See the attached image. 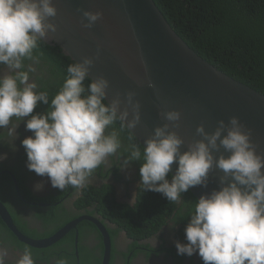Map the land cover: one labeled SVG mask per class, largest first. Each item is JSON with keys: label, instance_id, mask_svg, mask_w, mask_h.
<instances>
[{"label": "clouds", "instance_id": "9594fccd", "mask_svg": "<svg viewBox=\"0 0 264 264\" xmlns=\"http://www.w3.org/2000/svg\"><path fill=\"white\" fill-rule=\"evenodd\" d=\"M56 15L53 0H0V65L6 68L0 74V129H6L15 151L17 128L25 122L26 130L33 133L21 141L29 171L47 176L59 190H82L95 170L122 148L119 134L109 129L117 119L122 126L136 128L141 122V104L133 91L123 98L117 93L106 103L109 81L102 76L85 88L89 71L99 59L98 48L95 57L68 65L67 76L49 105V92L39 90L36 82L42 55L38 46L57 31L54 23L47 22ZM82 15L87 21L82 22L83 27L91 29L103 13L83 11ZM148 87L155 85L148 81ZM38 103L49 105L50 110L33 114ZM160 114L167 123L154 129L144 141L142 153L134 146L121 165L143 161L142 191L157 192L170 203H178L190 188L207 187L214 168L223 173L220 189L196 201L185 228L187 243H175L177 254L191 257L198 253L203 264H264V154L257 153L251 131L236 116L227 123L218 121L211 133L201 124L196 128L201 139L181 152L185 142L171 130L179 127L181 113L170 110ZM221 149L229 155L217 157L215 153ZM6 158V154L0 155V161ZM174 163L178 167L169 180ZM8 256V247L0 241V264H6ZM15 264H35L30 249L25 248Z\"/></svg>", "mask_w": 264, "mask_h": 264}, {"label": "water", "instance_id": "95a60500", "mask_svg": "<svg viewBox=\"0 0 264 264\" xmlns=\"http://www.w3.org/2000/svg\"><path fill=\"white\" fill-rule=\"evenodd\" d=\"M53 5L57 15L47 22L54 23L57 31L50 33L51 39L43 41L50 46L58 45L74 62L95 57L99 48V59L94 61L89 79L102 76L109 81L106 102H111L117 93L121 98L129 91L136 93L135 99L141 104V122L134 129L125 126L143 147L154 129L167 123L160 113L176 110L181 113V119L179 127L171 130L185 142L181 152L187 151L189 143L201 139L196 134L201 124L211 133L218 121L227 123L236 116L251 131V142L257 153L264 154V94L202 58L173 29L154 0H53ZM83 11H99L103 16L88 29L83 27L87 23ZM148 81L155 88L148 87ZM221 153L225 157L229 155L223 149L215 155L218 157ZM177 167L174 163L169 174L173 176ZM222 175L214 168L207 187L197 186L189 191L197 200L218 191ZM0 218L21 243L37 250L50 248L77 230L82 222H91L103 235L102 264H110L111 239L96 217L81 216L51 238L42 240L24 236L1 201ZM78 239L77 232L76 246Z\"/></svg>", "mask_w": 264, "mask_h": 264}, {"label": "trees", "instance_id": "16d2710c", "mask_svg": "<svg viewBox=\"0 0 264 264\" xmlns=\"http://www.w3.org/2000/svg\"><path fill=\"white\" fill-rule=\"evenodd\" d=\"M154 1L178 35L202 58L234 79L264 94V0ZM38 54L42 55L40 64L37 66L36 82L39 90L49 92L50 105L51 97L57 93L67 76L66 68L75 62L67 57L58 45L50 46L43 40L39 42ZM91 81V79L85 80L86 89ZM49 105L38 103L33 114H45L50 110ZM112 130L119 134V138L127 150L131 151L134 146H138L141 153L143 152V146L125 125L122 126L119 119L109 129V131ZM127 150L124 151L125 155H127ZM15 172L17 175L20 170L15 169ZM171 177L172 175L169 174L168 179L171 180ZM5 178L10 181L7 175L0 176V191ZM18 182L19 189L24 195L26 189L22 183L23 178L19 179L18 177ZM12 189L14 190L13 184ZM69 189L73 188L69 187ZM62 197L64 194L54 197V199H43L42 202L57 203ZM27 199L31 202H38L32 194L28 195ZM196 201H198L197 198L190 191L182 194L180 202L170 203L162 194L142 191L139 187L137 203L131 207L116 202L113 186L104 185L99 188L88 185L74 203L77 214L66 212V219L62 223H57L52 232L46 234V237L57 233L68 223L79 218L83 215L80 212L83 210L88 215L95 216L97 214L104 220L116 224L118 230H111L112 236L117 235L122 227L133 238H148L170 221L176 222L175 225L181 226L183 230L189 223V215L194 211ZM91 208H93V212L89 211ZM52 210L56 211L57 209L52 207ZM16 223L18 224V222ZM86 227L96 229L92 223L85 221L79 225L80 234H83V229ZM21 231L31 239L43 237L34 235V233L27 234L25 227ZM75 236L76 233L71 232L59 245L71 241L70 244L74 248ZM100 239H102L101 236ZM17 244L21 249H30L35 264L45 262V258L39 250L19 242ZM99 248L103 249L102 243ZM101 261L102 258L98 257L99 264Z\"/></svg>", "mask_w": 264, "mask_h": 264}, {"label": "flooded vegetation", "instance_id": "af4514ba", "mask_svg": "<svg viewBox=\"0 0 264 264\" xmlns=\"http://www.w3.org/2000/svg\"><path fill=\"white\" fill-rule=\"evenodd\" d=\"M5 71L6 68L0 65V74H3ZM5 131L6 129H0V155L6 154L7 157L3 161H0V175H7L10 181L5 178L2 182L3 187L0 191L2 199L0 201L6 206L15 226L24 236L26 234L21 231L23 227L26 228L27 234L34 233V235L37 234L44 237L32 239L42 240L51 238L56 233L49 237H46V234L51 233L57 223H62L66 219V212L73 215L77 214L74 203L82 195L83 189L76 190L67 187L62 191L51 185L49 189L47 188L43 191L36 190L34 184H32V180L43 177L38 176L34 171H29L26 166L27 155L21 144L23 139L32 136L33 133L26 130L25 122H21L17 128L18 138L14 141L15 151H13V146L9 144V138ZM126 150L127 147L122 143V148L118 155L111 157L107 164L96 169L90 178L92 182H89L88 185L99 188L104 185H111L115 189V200L117 203L134 207L137 203L141 183L140 167L143 161H133L126 167H121L131 152L127 150V155H125L124 151ZM15 169H19L20 173L16 175ZM18 177L19 179L20 177L23 178L22 183L26 189L24 190L26 195H22L23 193L19 189ZM43 179L45 180V177ZM47 183L48 179L45 185ZM12 184L14 185V190L12 189ZM67 190L68 192L66 193ZM30 194L38 202L28 200L27 196ZM61 194H64V197L57 203L42 202L43 199H54V197H58ZM52 207L57 210L53 211ZM89 211L93 212V208L89 209ZM80 212L83 213L81 216L88 215L84 210ZM92 217H96L101 222L110 236L112 243L110 264H203L202 258L198 253L191 257L177 254L175 243L177 241L187 243V241L185 238V228L182 230L181 226H171L172 221L162 226L151 237L136 239L122 227L117 235L112 236L111 230H118L116 224L104 220L102 216L97 214ZM94 226L96 229L91 227L84 228L83 234H80L79 226L77 230H73L76 234L77 232L79 234L78 245L76 246L75 238L74 248L70 244L71 241L59 245L69 236L70 232L64 239L50 248L40 249L39 251L42 252V256L45 258L43 264H57L59 260L66 261V264H99L98 257L102 258L100 263L102 264L104 259V239L98 226ZM100 236L102 239H100ZM0 241L9 249L6 264H15V261L19 259L24 249L18 247L17 242L21 243L20 240L3 221L0 224ZM101 243L103 244V249L99 248Z\"/></svg>", "mask_w": 264, "mask_h": 264}, {"label": "rangeland", "instance_id": "374dc122", "mask_svg": "<svg viewBox=\"0 0 264 264\" xmlns=\"http://www.w3.org/2000/svg\"><path fill=\"white\" fill-rule=\"evenodd\" d=\"M2 176V175H0ZM6 176V175H5ZM45 177V180L43 179ZM43 178H38L37 180L36 179H33L32 180V184H34V188L36 189V186L37 185H42L43 187L38 190V191H43V190H46L47 188L49 189L51 187V182H50V179L47 177V176H44ZM48 179V183L45 185L46 181ZM89 182H92L91 180ZM37 190V189H36Z\"/></svg>", "mask_w": 264, "mask_h": 264}]
</instances>
